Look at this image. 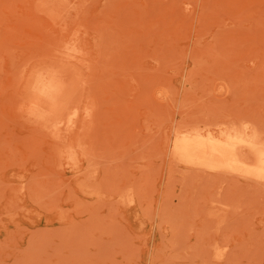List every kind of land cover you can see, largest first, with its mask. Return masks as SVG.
Listing matches in <instances>:
<instances>
[{
  "label": "rangeland",
  "instance_id": "1",
  "mask_svg": "<svg viewBox=\"0 0 264 264\" xmlns=\"http://www.w3.org/2000/svg\"><path fill=\"white\" fill-rule=\"evenodd\" d=\"M185 134L264 146V0H0V264H264L261 152Z\"/></svg>",
  "mask_w": 264,
  "mask_h": 264
},
{
  "label": "bare ground",
  "instance_id": "2",
  "mask_svg": "<svg viewBox=\"0 0 264 264\" xmlns=\"http://www.w3.org/2000/svg\"><path fill=\"white\" fill-rule=\"evenodd\" d=\"M32 84L29 89L40 95L41 98L55 99L59 93V88L52 80H47L41 74L32 78ZM34 113L30 111V114ZM236 138H228V143H221L216 140L207 139L201 140L192 138L189 134H185L182 138L186 141V144L182 147V155L190 162H195L200 165H206L212 168H219L225 164H229L230 167L236 165L235 152L231 145L241 143L248 145L250 150H255L258 155L261 152L264 158V146H262L256 139L248 138L242 134H235ZM176 146V145H175ZM253 148V149H252Z\"/></svg>",
  "mask_w": 264,
  "mask_h": 264
}]
</instances>
